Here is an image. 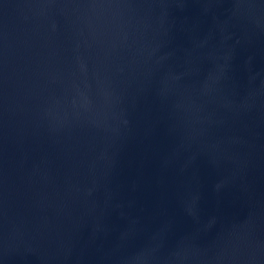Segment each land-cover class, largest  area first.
Segmentation results:
<instances>
[{"label": "water", "instance_id": "1", "mask_svg": "<svg viewBox=\"0 0 264 264\" xmlns=\"http://www.w3.org/2000/svg\"><path fill=\"white\" fill-rule=\"evenodd\" d=\"M0 264H264V0H0Z\"/></svg>", "mask_w": 264, "mask_h": 264}]
</instances>
